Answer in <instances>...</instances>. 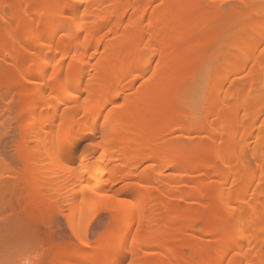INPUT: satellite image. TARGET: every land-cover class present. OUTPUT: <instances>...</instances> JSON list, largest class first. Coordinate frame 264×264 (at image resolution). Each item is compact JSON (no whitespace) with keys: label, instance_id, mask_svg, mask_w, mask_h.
I'll return each instance as SVG.
<instances>
[{"label":"bare ground","instance_id":"1","mask_svg":"<svg viewBox=\"0 0 264 264\" xmlns=\"http://www.w3.org/2000/svg\"><path fill=\"white\" fill-rule=\"evenodd\" d=\"M236 1L240 9H245L243 15L229 12V16L221 0H0V4L35 5L31 9L35 25L40 24L43 6H48V12L57 20L79 10L71 27L86 33L88 39L85 41L81 34L70 47L82 48L88 63L75 78L81 86L77 89L79 100L73 99V103L87 102L90 108L109 116L106 129L100 128L103 117L93 126L99 129L96 138L102 146L83 158L79 151L66 152L77 168L67 171L59 153L66 151L87 122L83 108L69 109L63 121L59 116L50 117L43 103L29 99L27 93L31 90L16 83L19 77L13 61L3 62L1 67L9 68L16 76L0 86V95L13 89L22 116L16 124L19 138L14 155L23 171L14 182L24 184L21 195L32 203L36 213L40 207L38 215L47 227L51 218L48 211L53 206H66L73 232L74 227L79 228L81 212L96 203L81 183V174L89 168V174L100 173L116 181L108 185H96L94 181L90 186L115 195L119 187L128 185L129 191L118 198L135 195L139 203V211L127 224L119 223L116 214L109 211L110 219L100 234L103 239L98 235L86 245H68L57 259L59 264L71 256L75 259L72 264H95L103 258L106 245L125 241L128 247L124 254L135 264H219L225 254L244 264H264V222L259 219L264 208H259L249 239L234 245L224 238V221L219 214L221 193L228 192L225 185H232L234 200L255 195L257 201L253 203L257 207L258 198L264 194L260 187L264 171L259 167L264 160V44L259 43L264 38V0ZM9 11L13 20L10 17L7 26L0 20L1 51L12 48L10 40L15 37L9 32L18 23L20 35L35 26L32 16L23 18L22 7ZM232 16L240 22L236 30L232 29L236 21ZM41 31L51 38L47 25ZM7 41L10 43L4 47ZM145 42L156 50L158 75L132 89L133 77L139 75L136 70L142 69L139 57L145 51ZM232 45L243 51L232 49L229 56L218 58L221 47ZM152 67L156 68L154 61ZM173 78L184 83L178 93L169 95ZM200 81L206 82L204 91L208 96L206 99L204 93L201 114L211 112L215 122L209 120L193 127L186 118L196 115L198 104L189 88ZM245 86L247 93L240 95ZM112 101L125 107L109 115ZM6 185V190L14 187ZM109 204L115 206L114 201ZM230 247L232 251H228ZM241 249L244 255L232 256Z\"/></svg>","mask_w":264,"mask_h":264},{"label":"snow or ice","instance_id":"2","mask_svg":"<svg viewBox=\"0 0 264 264\" xmlns=\"http://www.w3.org/2000/svg\"><path fill=\"white\" fill-rule=\"evenodd\" d=\"M17 7L24 9L23 18L27 19L29 16H32L33 24L35 25V16L31 12V9L35 5H13L5 3L0 4V9H3V14H0V20H3L5 26L9 24V19L7 18L9 10ZM221 7L227 9L228 4L224 3V0H221ZM47 8L48 6L41 8L39 13L40 24L28 29L24 35H20L19 23L15 30L9 32L10 36L15 37L13 39V46L0 54V59L5 63L9 60L13 61L12 66L15 67L19 77L16 83L24 89L31 90L27 93L29 99L33 101L38 99L40 103H43L50 117L59 116L61 121H63V117L68 113L69 109L83 108L87 122L77 134L76 139L67 146L66 151L59 153L60 163L63 164L67 171L72 172L77 170L75 160L69 159L66 152L79 151L82 158L86 155L94 154L92 150H98L102 146V142L96 138V132L99 129L93 126L99 123V117H103L104 122L100 125V128L106 129L108 127L109 116L104 115L98 108H90L87 102L84 105L73 103V99L79 100L77 89L81 86L75 83V78L82 70V66L88 63L87 56L81 54L84 51L82 48L77 47L73 50L70 47L71 44L79 40L81 34L84 35L85 41L88 39L86 33H82L71 27L75 23L74 17H76V13L79 10L77 9L70 16H65L63 19L57 20L53 14L48 12ZM45 25L51 29L50 39L41 31V28ZM259 43L264 44V38H261ZM144 47L145 51H142L139 57L142 61V69L136 70L139 75L133 77V81L130 84V88L132 89H135L138 84L143 86L149 83L158 75L157 70L159 69L160 61L155 59L157 54L156 50L151 49L147 42H145ZM232 49L240 52L243 51L236 45H232L228 49L221 47L218 58L229 56ZM261 52L264 53V49H261ZM153 61L156 63V68L152 67ZM183 83L184 81L182 79L173 78V83L167 90L168 94L174 95L178 93ZM124 91L127 92L128 90L125 89ZM116 94L119 96L121 93L117 92ZM9 96L12 97L11 100H8ZM4 99L8 102L10 109L16 107V96L13 89H8V93ZM127 99V96H125V102H127ZM110 103L112 107L108 108L109 115L112 111L125 107V104L115 101ZM60 108H63L64 112H60ZM74 114L79 115V113ZM41 115H43V109L41 110ZM21 118L22 116L13 118L8 113H5V118H0V161L11 164L17 163L13 159L15 155V142L19 138L16 131V123ZM186 119L189 120L193 127L203 126L204 122L209 120L213 123L215 122V118L211 115V112L207 115H202L199 107H197V112L194 117ZM259 167L264 171V160L261 161ZM90 172L91 168L81 174V183L92 193V197L96 203H94L92 210L88 214L87 221L85 222L84 213L81 212L80 226L79 228L74 227L75 240L80 245L90 243L91 239L98 235L103 239V236L100 234L103 232V224L106 219L104 213L109 211L115 213L116 220L123 225L127 224L130 218L134 219L139 211V203L135 195L127 199L118 198L120 193L129 191L130 186L124 185V187H119L115 195H108L104 188L90 185H93L94 181L96 185L114 184L116 182L115 178L105 179L103 178V174H89ZM83 177H86V179H83ZM120 184H124V181L121 180ZM235 184L236 181L234 180L233 185ZM225 187L228 189V192H222L220 196L219 214L224 221L221 231L224 233L226 242L229 245H234L238 244L241 240L249 239V232L257 219L259 208H264V194L258 198L259 207H257L253 203L257 201L255 195H246L243 199L237 198L234 200L232 196V185H225ZM260 187L264 188V177H262ZM113 201L115 202V206L109 204V202ZM0 210L3 212L9 211L7 202L0 205ZM7 219L8 217H0V220L5 222ZM259 219L264 222V213H259ZM131 226L135 225L133 224ZM261 234L264 235V228L261 229ZM135 244L136 238L133 236L132 245L135 246ZM127 247L126 241L106 245L103 258L95 262V264H135L133 260L128 259V256L124 254ZM33 251L35 252L34 257L29 254L28 258L23 260L2 261L0 264H47L39 247H34ZM228 251H232L231 247ZM132 254L134 255L135 252L132 251ZM244 254L243 249L232 252L233 257H239ZM225 260L227 264H244L243 260L229 258L227 254L219 261V264H224Z\"/></svg>","mask_w":264,"mask_h":264},{"label":"rangeland","instance_id":"3","mask_svg":"<svg viewBox=\"0 0 264 264\" xmlns=\"http://www.w3.org/2000/svg\"><path fill=\"white\" fill-rule=\"evenodd\" d=\"M224 3L228 4V8L226 9V11H228L229 16H231L229 12L230 13L234 12L235 14L232 13L233 16L234 15L239 16V14L241 15L242 12H246L244 8L240 9V7L242 6H239L240 4L236 0H224ZM8 15H10V11L7 14V18L9 19V21H11L10 17H12L13 15H11L10 17ZM229 16H228V19H229ZM232 17H230V20ZM232 19H234L235 21L236 17H233ZM12 20H13V17H12ZM235 24H237V26ZM239 24L240 22L236 20L235 23H233V26L235 28H232V29L236 30ZM10 41H13V39ZM9 43L10 42L7 41L4 47H6ZM1 52L3 53L4 51H1ZM1 52L0 54H2ZM3 62L4 61L0 59V68H1L0 69V86L1 87H4L6 85V81L9 78H13L16 76V74L12 73V71L9 68H8L9 70L7 69V67H5V69L2 68ZM249 68L250 67H247V69L245 70L248 72ZM246 71L245 72L242 71L241 74L244 73L243 75L246 76L247 75ZM250 73L248 72V75ZM253 74L255 73L252 72V75ZM262 74L264 76V73ZM262 74H260L259 76H261ZM204 79H202V81H204ZM253 80H254V77H253ZM202 81H200V83L193 82L192 87L189 88L190 92L195 94L194 99H195L196 105L198 104L197 107H199V109L201 108L202 101H204L203 99L204 93H205V98L206 99L208 98V96H206L207 94L206 91H204L206 82L204 84V82ZM247 91L248 89L245 86V89L242 91L240 95L246 94ZM15 96H16V100H15L16 107L14 109H10L8 106V102L4 99L5 96L0 95V118H5V113H8V115L12 116L13 118H15L16 116H20L21 109L17 103V99L19 97L16 94ZM234 98H235V95H234ZM11 99L12 97L9 96L8 100H11ZM233 100L235 102V99ZM201 109H200V112H201ZM16 131H17V127H16ZM253 139H250V142ZM13 159L17 161L16 164H11V163L1 164L0 163V205H3L5 202H7L8 207H9L8 212H3L2 210H0V217H8L6 222L3 220H0V262L23 260L25 258H28L29 254H31L34 257L35 252L33 251V248L39 247L44 255V258L47 261V264H59L57 262V259L60 256V254L68 247V245L70 246L78 242L75 240L74 232L72 231L70 227V223L67 221V218H66L68 210L66 206H59V207L53 206L52 210L48 211L51 217L50 222L48 223L49 227H47L46 224L43 225L41 222V216L38 215L39 212L41 214L40 207L38 208L39 212L36 213L34 209L32 208L33 206L31 205L32 203L30 204L23 197L24 195H21L22 191L25 190L24 184H22L21 182L14 183L17 177H20L23 174V171L20 168V163L18 162L15 156L13 157ZM5 183L7 184L6 186H8V184L9 185L14 184V187L11 188V190H6V188H4ZM44 187H46L47 192H49L48 189L50 188V186L47 183V181H45ZM116 187H118V185ZM76 188H79V187H76ZM121 197L124 199L129 198L128 196H125V195H122ZM91 210H92V207L84 211L85 222L87 221V216ZM74 211H75V214H77V212L79 211L78 203H76V207ZM104 215L106 217L104 224H106L110 219L111 213L107 212V213H104ZM38 216H40V219ZM77 222L78 220H76V223ZM80 222L81 220H79V223H77L78 227H79ZM95 237L92 238L90 242H92L95 239ZM74 261H75L74 257L71 256L70 258H68V260L66 259L65 263L72 264Z\"/></svg>","mask_w":264,"mask_h":264}]
</instances>
